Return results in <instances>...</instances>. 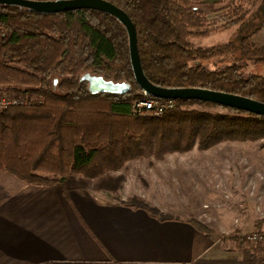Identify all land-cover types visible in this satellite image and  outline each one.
<instances>
[{
    "label": "trees",
    "instance_id": "trees-1",
    "mask_svg": "<svg viewBox=\"0 0 264 264\" xmlns=\"http://www.w3.org/2000/svg\"><path fill=\"white\" fill-rule=\"evenodd\" d=\"M108 1L135 24L141 64L153 84L212 89L264 102V75L244 69L248 61L264 67V45L251 41L264 24V0ZM217 3L224 5L214 8ZM235 25L243 26L239 43L202 47L193 42ZM239 50L243 64L205 65L235 57ZM86 73L129 83L131 90L91 93L82 80ZM5 91L29 100L0 106V173L29 183H59L66 195L72 189L106 194L161 220L172 215L135 193L122 199L124 170L131 162L161 161L225 141L264 140V115L212 102L172 99L175 106L160 115L136 112L135 102L145 95L135 80L128 33L116 17L95 9L42 13L0 4V92ZM189 221L198 231L213 230L196 218Z\"/></svg>",
    "mask_w": 264,
    "mask_h": 264
},
{
    "label": "crops",
    "instance_id": "crops-1",
    "mask_svg": "<svg viewBox=\"0 0 264 264\" xmlns=\"http://www.w3.org/2000/svg\"><path fill=\"white\" fill-rule=\"evenodd\" d=\"M248 196L251 207H233L232 235L221 211L207 234L189 217L161 220L106 194L72 189L66 195L59 183H29L1 172L0 264H117L110 256L123 264H262L264 244L238 238L264 230V196Z\"/></svg>",
    "mask_w": 264,
    "mask_h": 264
},
{
    "label": "rangeland",
    "instance_id": "rangeland-1",
    "mask_svg": "<svg viewBox=\"0 0 264 264\" xmlns=\"http://www.w3.org/2000/svg\"><path fill=\"white\" fill-rule=\"evenodd\" d=\"M216 1L208 0L211 4ZM222 5L224 3H217L213 7ZM242 32L243 26L235 25L194 38L193 42L202 47L230 41L239 43ZM251 41L258 46L264 45V24L251 36ZM245 62L242 51L239 50L235 57L210 60L205 65L209 69H215ZM244 69L246 73L264 75V67L250 61L245 64ZM3 94L17 97L14 91L0 92V97ZM192 106L203 107L199 104ZM209 109L221 110L218 107ZM263 142L264 140L225 141L205 150L195 148L187 153L171 154L161 161L131 162L124 170L126 180L120 192L121 196L127 199L133 193L138 194L157 208L165 206L167 209L164 213L196 218L207 225L217 226L218 212H225L227 218L224 219L227 220H219L232 235L233 227L229 223L233 220V207H240L241 210L251 207L249 202H252V198L248 199V193L251 195L252 182L256 185L258 183L253 196L257 199L261 194L264 196V186L259 183V180L264 181ZM257 205H260L259 201ZM199 208L202 212L197 215Z\"/></svg>",
    "mask_w": 264,
    "mask_h": 264
},
{
    "label": "water",
    "instance_id": "water-1",
    "mask_svg": "<svg viewBox=\"0 0 264 264\" xmlns=\"http://www.w3.org/2000/svg\"><path fill=\"white\" fill-rule=\"evenodd\" d=\"M0 4L15 5L42 13H56L79 8H89L109 13L122 22L128 33L129 51L135 80L143 92L163 99H196L233 107L251 113L264 115V102L247 96L212 89L188 87L166 88L153 84L146 76L137 45L136 26L129 15L108 0H0ZM82 80L87 81L91 93L125 94L131 90L126 82L107 80L102 75L86 73Z\"/></svg>",
    "mask_w": 264,
    "mask_h": 264
},
{
    "label": "built area",
    "instance_id": "built-area-1",
    "mask_svg": "<svg viewBox=\"0 0 264 264\" xmlns=\"http://www.w3.org/2000/svg\"><path fill=\"white\" fill-rule=\"evenodd\" d=\"M17 97H9L6 94H3L2 97H0V106L1 107H7L10 104L15 103H24L28 102L29 98L25 95L16 94ZM22 96L21 98L18 97ZM145 97L142 99H139L135 102L134 108L136 112H140L141 110L150 111L154 115H160L164 113L167 109H171L175 106V102L172 99H168L166 101H158L153 98H149L148 94L144 93ZM7 96V97H6ZM13 98V99H12ZM256 184L252 183V190L251 194H254L255 192ZM144 196V195H143ZM262 197V194L259 196V198ZM258 198V199H259ZM257 210H260V207L257 206ZM264 216V213H262ZM223 232H227L226 230H223ZM238 238L241 242H250V243H263L264 244V231H253V232H247V233H241L238 235ZM260 261L262 264H264V249L262 250V253L260 255Z\"/></svg>",
    "mask_w": 264,
    "mask_h": 264
}]
</instances>
